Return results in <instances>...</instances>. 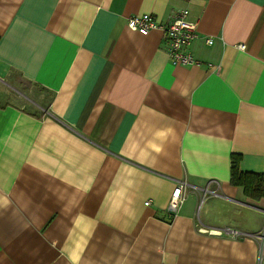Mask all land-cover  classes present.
Instances as JSON below:
<instances>
[{"label": "crops", "instance_id": "crops-1", "mask_svg": "<svg viewBox=\"0 0 264 264\" xmlns=\"http://www.w3.org/2000/svg\"><path fill=\"white\" fill-rule=\"evenodd\" d=\"M184 7L198 64L127 26ZM232 155L264 173V0H0V264H264Z\"/></svg>", "mask_w": 264, "mask_h": 264}, {"label": "built area", "instance_id": "built-area-1", "mask_svg": "<svg viewBox=\"0 0 264 264\" xmlns=\"http://www.w3.org/2000/svg\"><path fill=\"white\" fill-rule=\"evenodd\" d=\"M127 26L136 32L142 34L148 33L152 29H160L162 38L166 44V54L169 61L174 65H192L198 64L188 47L198 37L197 21L190 18L188 8L184 7L176 11L167 25L159 24L151 14L143 13L130 16L127 19ZM207 44L212 43L211 38H206ZM243 49L244 45H237ZM184 198L183 186L177 185L172 193L168 203V210L175 212ZM146 201L145 204H148ZM259 241V259L264 257V229L258 235Z\"/></svg>", "mask_w": 264, "mask_h": 264}, {"label": "trees", "instance_id": "trees-1", "mask_svg": "<svg viewBox=\"0 0 264 264\" xmlns=\"http://www.w3.org/2000/svg\"><path fill=\"white\" fill-rule=\"evenodd\" d=\"M230 183L241 186L244 193L253 199L264 197V173L240 171L239 156L231 157Z\"/></svg>", "mask_w": 264, "mask_h": 264}, {"label": "rangeland", "instance_id": "rangeland-1", "mask_svg": "<svg viewBox=\"0 0 264 264\" xmlns=\"http://www.w3.org/2000/svg\"><path fill=\"white\" fill-rule=\"evenodd\" d=\"M21 82L22 83H24V84H26V82L25 81H23V80H21ZM24 87H26L24 90H25V94H27L29 97H35V98H38L37 96V92H36V89H33L31 86H29V85H27L26 84V86H24ZM28 87V88H27ZM10 94H12V95H8V97L9 98H12V99H15V100H17V102H20V103H22V105L24 104V101L22 100L23 98L21 97H17V95L16 94H13V93H10ZM4 97V96H3ZM2 97V98H3ZM39 98H41V96H39ZM25 107L26 108H30V106H28V105H25Z\"/></svg>", "mask_w": 264, "mask_h": 264}]
</instances>
